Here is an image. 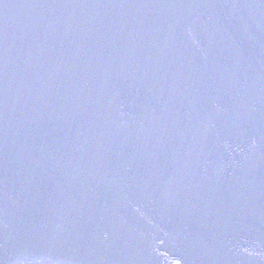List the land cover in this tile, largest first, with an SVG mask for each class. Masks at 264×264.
<instances>
[{
	"label": "water",
	"instance_id": "obj_1",
	"mask_svg": "<svg viewBox=\"0 0 264 264\" xmlns=\"http://www.w3.org/2000/svg\"><path fill=\"white\" fill-rule=\"evenodd\" d=\"M0 264H264V0H0Z\"/></svg>",
	"mask_w": 264,
	"mask_h": 264
}]
</instances>
